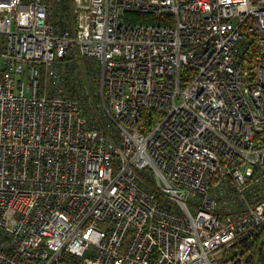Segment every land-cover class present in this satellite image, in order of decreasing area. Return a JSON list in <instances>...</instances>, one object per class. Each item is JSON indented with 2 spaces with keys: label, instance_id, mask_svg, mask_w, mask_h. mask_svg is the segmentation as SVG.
I'll use <instances>...</instances> for the list:
<instances>
[{
  "label": "built area",
  "instance_id": "obj_1",
  "mask_svg": "<svg viewBox=\"0 0 264 264\" xmlns=\"http://www.w3.org/2000/svg\"><path fill=\"white\" fill-rule=\"evenodd\" d=\"M258 238L264 0H0V264H250Z\"/></svg>",
  "mask_w": 264,
  "mask_h": 264
},
{
  "label": "rangeland",
  "instance_id": "obj_2",
  "mask_svg": "<svg viewBox=\"0 0 264 264\" xmlns=\"http://www.w3.org/2000/svg\"><path fill=\"white\" fill-rule=\"evenodd\" d=\"M262 241H264V238H258L254 242H256V243L258 242L263 247L264 245H263ZM248 246H249V243L246 242L242 246L239 245L238 247H236L233 250H229V251L224 252L220 257V264H233V262H232L233 258H237L238 256H240V257L247 256L246 248ZM263 257H264V249H263V255L261 253L260 261L258 262V258H256V259L251 258L252 262L250 264H264V258Z\"/></svg>",
  "mask_w": 264,
  "mask_h": 264
},
{
  "label": "trees",
  "instance_id": "obj_3",
  "mask_svg": "<svg viewBox=\"0 0 264 264\" xmlns=\"http://www.w3.org/2000/svg\"><path fill=\"white\" fill-rule=\"evenodd\" d=\"M261 251H262L261 244H259L258 242L257 243L255 242L254 245L249 250V255L252 256V258H255V259L258 258V262H259L261 259ZM251 262H252V259H251Z\"/></svg>",
  "mask_w": 264,
  "mask_h": 264
}]
</instances>
